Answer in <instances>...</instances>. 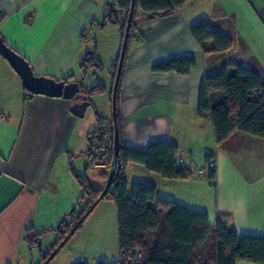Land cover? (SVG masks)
<instances>
[{"label":"crops","instance_id":"1","mask_svg":"<svg viewBox=\"0 0 264 264\" xmlns=\"http://www.w3.org/2000/svg\"><path fill=\"white\" fill-rule=\"evenodd\" d=\"M109 7V0H0V38L35 76L78 81L80 58L93 52L91 41H83L81 34L92 23H104ZM117 17L122 21L123 14ZM150 17L137 11L122 72L121 144L143 152L150 143L167 142L182 151L185 160L195 165L213 162L214 169L212 179L195 175L164 179L128 163V193L132 184L150 185L157 198L206 214L211 227L220 221L238 235L264 238V139L237 133L218 145L210 119L197 113L204 76L218 74L225 66H242L264 78V0H188L173 16ZM201 19L232 40L229 51L202 52L188 32ZM115 28L109 72L121 44ZM212 47V41L204 42L205 49ZM180 59L194 62L186 75L152 71L157 64ZM109 88L111 96L112 80ZM24 90L20 77L0 56V264H33L31 251L41 248L46 237L54 246L55 231L70 213H77L82 198L71 173L85 175L96 191L106 184L97 170L88 167L89 138L98 130L96 115L107 122L112 121V112L99 110L86 118L85 110L79 119L70 110L73 100L30 97ZM85 224L91 234L84 248H70L55 264H82L80 257L84 264H111L118 258L114 202L102 199ZM38 254L40 264L42 253Z\"/></svg>","mask_w":264,"mask_h":264},{"label":"trees","instance_id":"2","mask_svg":"<svg viewBox=\"0 0 264 264\" xmlns=\"http://www.w3.org/2000/svg\"><path fill=\"white\" fill-rule=\"evenodd\" d=\"M134 1L131 27L114 101L119 159L125 164H140L147 171L164 179L187 178L189 174H184V170L177 165L178 150L175 146L167 142H154L150 143L145 151L140 152L124 148L121 144L118 95L129 43L136 28L137 11L150 13V19L166 18L173 16L188 0ZM130 5L131 0H126L117 9L111 6L105 17V22L119 29L120 49ZM117 13L123 14L122 21L117 17ZM188 32L204 53H224L232 47V40L220 30L214 29L208 19H201L192 24L188 27ZM84 35L85 32L81 34L82 40ZM206 41L213 42V47L209 50L204 48ZM120 49L110 70L112 86ZM93 54L94 51L80 58V72L89 69L99 71L102 68L101 62ZM193 68L192 60L180 59L157 64L152 71L186 75ZM80 80L83 81V78ZM24 92L31 97L26 90ZM103 92L104 87L98 84L88 90L84 89L89 101L92 95ZM197 113L200 118L210 119L218 145L237 133L264 139V78L242 66H225L218 74L204 76L198 89ZM96 122L98 130L90 135V145L100 138L102 126H112L114 130L113 121L106 122L96 115ZM210 172L208 176L212 179ZM75 179L82 192L81 201L86 200V207L79 215L70 213L68 221L60 224L55 231L57 241L51 248V253L42 257L40 264L51 254L54 256L62 245L81 229L96 205L107 198L104 189L94 190L85 175L75 176ZM111 187L109 198L116 207L117 243L120 253L127 254L139 250L146 257L145 264H235L239 261L264 264V238L238 235L220 221L211 227L208 225L206 214L190 211L170 200L157 198L155 188L150 185L132 184L128 193L125 170L113 178Z\"/></svg>","mask_w":264,"mask_h":264},{"label":"rangeland","instance_id":"3","mask_svg":"<svg viewBox=\"0 0 264 264\" xmlns=\"http://www.w3.org/2000/svg\"><path fill=\"white\" fill-rule=\"evenodd\" d=\"M125 1L126 0H109L111 6L114 9H117ZM84 32H85V35H84L83 41H87V40L91 41L89 47H92L93 51L96 50L95 55L100 57L102 68L99 71H96L94 69H89L86 72H81L80 74H81V77L83 78V85L85 88H88V89L94 87L97 84H100L106 87L105 92L101 94H94L91 96L90 98L91 103H92L91 105L94 108V110H92V107L87 108L85 117L87 118L91 113H94V112L99 114V110H102L107 114L109 113L111 114L112 103H111L110 88H109L110 83H111V75L109 72V63L112 59L110 50L113 48L114 43L116 42L117 30L109 22L106 21L103 24L102 20H100L98 23V26H96L95 23H92V26H90V28H88ZM84 43H85L84 46H87L88 43L87 42H84ZM71 176L75 181V177L73 173H71ZM106 181H107V178L105 182ZM111 203L112 202H110L109 204ZM106 206L107 205H105L104 207L105 210H107ZM85 207H86V200L84 199L78 205V211L76 214L79 215L85 209ZM88 217L86 218V220L88 219ZM83 224H82V227H83ZM82 227L75 233L76 235L74 236V239L70 243V245H67L65 248L59 251L60 253L58 254V256H56L53 259L52 264H55L59 260H63V258H65L70 248L74 247L78 251L84 248L91 232L89 229V225L87 226L85 224V226L83 228ZM52 245L53 244L50 242L48 237H46V239L42 242L41 248L40 247L33 248L31 251L33 264H37L39 262L40 257L38 253L39 252L42 253L41 254L42 257L45 256V253L49 251ZM41 249H42V252H41Z\"/></svg>","mask_w":264,"mask_h":264},{"label":"water","instance_id":"4","mask_svg":"<svg viewBox=\"0 0 264 264\" xmlns=\"http://www.w3.org/2000/svg\"><path fill=\"white\" fill-rule=\"evenodd\" d=\"M134 0H131V5L129 9V14L126 22L125 32L122 40V45L120 49V55L118 60V66L116 70V75L112 88V121L114 125V155L119 157V137L116 130V118L114 113V104H115V96L116 90L119 82V77L122 69L123 59L125 56V50L128 41V35L131 27L132 16L134 11ZM0 56H2L14 69L17 75L20 77L24 89L31 95H41L52 98H62L64 100H73L74 104L71 107L72 114L82 119L84 117V112L87 108L90 107V101L88 97L84 94L83 81H73L66 82L55 81L53 79H49L46 77H38L35 76L28 63L8 48L2 39L0 38ZM116 175L110 173L107 177V181L104 187V192H106L112 184V180ZM53 257L51 254L48 259L43 264H48L49 260Z\"/></svg>","mask_w":264,"mask_h":264},{"label":"built area","instance_id":"5","mask_svg":"<svg viewBox=\"0 0 264 264\" xmlns=\"http://www.w3.org/2000/svg\"><path fill=\"white\" fill-rule=\"evenodd\" d=\"M176 162L184 170V174L195 175L198 178H207L210 171L214 169V163H204L195 165L191 159H184V153L178 152ZM126 165L119 157L114 155V130L112 126L104 125L101 128L100 138L94 140L91 144L88 167L97 170L106 180L110 173L118 175L124 172ZM112 193L110 187L105 196L109 198ZM79 262L84 264L85 259L80 257ZM146 257L139 251L135 250L129 253H120L118 258L112 264H145Z\"/></svg>","mask_w":264,"mask_h":264}]
</instances>
